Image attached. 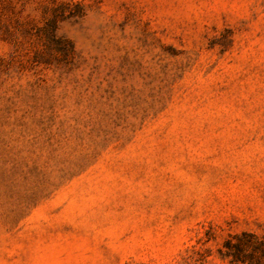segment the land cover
<instances>
[{
    "label": "rangeland",
    "instance_id": "374dc122",
    "mask_svg": "<svg viewBox=\"0 0 264 264\" xmlns=\"http://www.w3.org/2000/svg\"><path fill=\"white\" fill-rule=\"evenodd\" d=\"M264 238V0H0V264H234Z\"/></svg>",
    "mask_w": 264,
    "mask_h": 264
},
{
    "label": "trees",
    "instance_id": "16d2710c",
    "mask_svg": "<svg viewBox=\"0 0 264 264\" xmlns=\"http://www.w3.org/2000/svg\"><path fill=\"white\" fill-rule=\"evenodd\" d=\"M236 242L226 245L225 256L234 264H264V238L259 240L251 234L242 233Z\"/></svg>",
    "mask_w": 264,
    "mask_h": 264
}]
</instances>
